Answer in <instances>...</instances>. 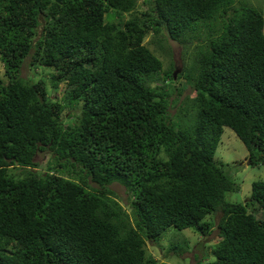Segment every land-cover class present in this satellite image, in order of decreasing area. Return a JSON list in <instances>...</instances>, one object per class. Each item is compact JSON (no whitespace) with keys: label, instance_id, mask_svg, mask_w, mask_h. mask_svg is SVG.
I'll return each mask as SVG.
<instances>
[{"label":"trees","instance_id":"16d2710c","mask_svg":"<svg viewBox=\"0 0 264 264\" xmlns=\"http://www.w3.org/2000/svg\"><path fill=\"white\" fill-rule=\"evenodd\" d=\"M250 1L147 0L117 26L135 0H0V264H169L144 244L170 228L202 241L216 230L201 264H264V180L231 201L236 184L213 158L227 127L264 163V0ZM150 31L180 45L176 77L194 92L175 120L173 63L143 43ZM23 66L53 72L32 82ZM60 84L62 102L47 93ZM38 152L49 160L33 171ZM167 247L188 250L172 234Z\"/></svg>","mask_w":264,"mask_h":264},{"label":"rangeland","instance_id":"374dc122","mask_svg":"<svg viewBox=\"0 0 264 264\" xmlns=\"http://www.w3.org/2000/svg\"><path fill=\"white\" fill-rule=\"evenodd\" d=\"M260 0H251L250 3L256 5V2ZM149 3L147 0H135V6L133 11L122 13L121 16L113 17L110 21L117 23L119 26L123 21L131 18V15H136L137 17L148 11ZM262 17H263V28L264 33V3L262 4ZM161 37V41L165 50H158L156 45L157 38ZM204 43L206 42V37L204 38ZM143 43L149 47L153 53L161 59L163 67H166L169 64V61L173 63V69L176 66H179L181 62L180 53L181 47L175 41L169 39L168 37H162V35L153 36L150 31L143 38ZM203 43V44H204ZM194 45H187V52L193 50ZM168 49V54L167 52ZM191 55H185L184 60L189 61ZM2 64L0 62V77L4 79L2 73ZM53 72V69H41L39 67H26L23 66L21 69V77L24 79H29L32 82L42 78L44 80L47 78L48 73ZM180 70L177 72V74ZM176 74V76H177ZM174 77L172 82H167L165 89L169 92V97L174 98L169 107L168 111L171 115V118L175 120V115L179 113L180 109L183 106L182 99L184 96L192 97L194 92L192 91L189 84H186L182 78ZM61 85V84H60ZM153 85V84H152ZM183 86L182 92L177 94L175 91L176 87ZM48 96L56 97L57 101L62 102L63 97V86L57 87L56 89L47 90ZM188 97V99H189ZM80 106V105H79ZM79 106L71 108V110L65 109L62 117L63 124H68V126H73L76 124V116L79 113ZM47 153L38 152L34 156V160L38 161L39 168L33 169L36 170H45L46 161L49 159ZM214 161L222 169V171L229 176L233 182L236 184V190L227 193V199L231 201H242L244 202L249 195L250 184L255 180H264V163H257L251 165L248 161V152L242 142L237 138V136L227 127L222 128V133L219 137L215 152H214ZM21 167L20 166H11L8 169V174L18 175ZM108 189L112 192V196L118 200L121 205H124L127 201V195L123 187L118 183L113 182L109 184ZM126 211L128 209L126 208ZM260 211H253L255 216H260ZM216 220L217 217L214 216ZM216 230L214 229L211 234H209L202 241V236L190 230V228H185L179 232L173 230L172 228L168 229L164 235L158 240L157 244H151L149 241H146L144 244L145 252L151 255L157 261H165L169 264H201L207 261V258L210 256V247L216 242ZM170 234L177 236L178 239L183 238L187 243L188 250L182 254V257L177 255L170 254L168 255V243ZM177 241V240H176Z\"/></svg>","mask_w":264,"mask_h":264},{"label":"clouds","instance_id":"9594fccd","mask_svg":"<svg viewBox=\"0 0 264 264\" xmlns=\"http://www.w3.org/2000/svg\"><path fill=\"white\" fill-rule=\"evenodd\" d=\"M262 32H263V31H262ZM263 34H264V33H263ZM174 69H176V73H177V72L180 70V65H179V66H176ZM174 69H173V70H174ZM172 72H173V71H172ZM172 76H173V75H172ZM175 76H176V74H175ZM175 76H174V77H175ZM174 77H173V78H174ZM76 117H77V116H76ZM248 161H249V158H248Z\"/></svg>","mask_w":264,"mask_h":264},{"label":"water","instance_id":"95a60500","mask_svg":"<svg viewBox=\"0 0 264 264\" xmlns=\"http://www.w3.org/2000/svg\"><path fill=\"white\" fill-rule=\"evenodd\" d=\"M56 3H59L61 0H54ZM175 74H176V69H174L173 70V72H172V75H173V77L175 76Z\"/></svg>","mask_w":264,"mask_h":264}]
</instances>
